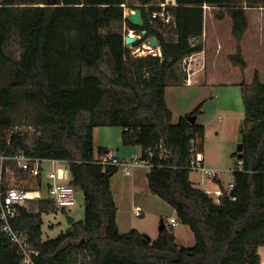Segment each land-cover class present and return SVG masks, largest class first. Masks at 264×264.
I'll use <instances>...</instances> for the list:
<instances>
[{"label": "trees", "instance_id": "1", "mask_svg": "<svg viewBox=\"0 0 264 264\" xmlns=\"http://www.w3.org/2000/svg\"><path fill=\"white\" fill-rule=\"evenodd\" d=\"M176 3L174 30L161 32L142 6L132 10L142 11L145 26L130 24L123 7L128 0H0V153L67 161L69 183L84 197V219L55 239H42L43 215L58 210L48 197L35 202L36 210L20 208L11 218L12 227L40 252L36 264H261L264 83L257 76L252 84L241 83L242 159L237 153L234 189L219 204L190 180V141L196 135L203 140L204 128L186 117L172 124L166 88L186 83V72L179 70L183 60L204 49L205 5L228 10L232 36L240 43L248 26L246 8L264 7V0ZM126 28L137 35L147 31L132 48L155 37L161 56H134L124 43ZM13 39L19 45L17 57L7 52ZM228 59L246 67L240 49ZM18 108L37 133L31 139L11 117ZM99 127H119L124 146L134 147L143 158L153 154L149 192L190 228L193 247H180L167 226L155 240L136 229L120 232L111 186L119 169L94 163V130ZM104 151L100 148L99 156ZM14 171L25 186L20 187L32 183V190H41V176ZM2 226L0 208V264H23Z\"/></svg>", "mask_w": 264, "mask_h": 264}, {"label": "rangeland", "instance_id": "2", "mask_svg": "<svg viewBox=\"0 0 264 264\" xmlns=\"http://www.w3.org/2000/svg\"><path fill=\"white\" fill-rule=\"evenodd\" d=\"M242 1L237 0L238 3ZM138 4L137 0H128L126 8L132 10L133 6ZM227 11L226 9L210 6L204 9V21L207 26V38L209 40L207 43L208 54L213 53V49L209 44L213 41L215 31L219 33V36H223L224 40L223 54L217 59L218 68H211L208 64L206 68H203L201 78L197 79L193 85H190V79L187 83L190 86L170 83L166 88L167 105L173 115L172 124H177L181 117L190 115L202 105L201 112L196 115V123L204 128L203 153L206 158V167L222 171L219 178L225 183L226 187L233 182V170L237 161L236 154L238 153L237 147L241 141L240 130L244 119L241 83L252 84L256 76L264 83V27L261 30L260 22L255 20L258 18L263 20L264 26V7L246 8L245 12L249 18V27L247 26L248 30L240 43H237L234 38L232 41L227 40L229 33L232 36V26L229 27L227 24L229 20L231 21ZM222 17L223 20L220 19ZM216 21L220 23L218 28ZM214 26L217 29L213 28ZM171 37H173V34H171ZM242 44L245 56L242 53L241 56L245 58L247 68L234 65L228 59L230 55L237 54L238 49L241 51ZM145 46H148L147 42L143 44L141 52L134 56L146 55L148 50ZM130 48L133 52L138 49ZM142 51H145V54ZM7 52L13 57L19 55V45L15 39L8 44ZM188 64L189 62L186 65L182 63L179 69L181 75L184 72L187 73ZM189 76L187 77L189 78ZM14 116L17 124L22 126V129H19L25 132L30 139L37 134L33 128L27 127L24 109L18 108L16 112L11 114L12 118ZM121 136L122 129L119 127L96 128L94 136L95 157L99 155L100 148L117 154V147L123 146ZM129 148L133 149L134 147L129 146ZM42 167L40 191L42 197H47L48 180L45 175L52 169V166L44 163ZM148 171L145 168H138L133 170L132 175L126 176L123 170L119 169L111 180V186L118 208L117 223L120 232L126 233L136 229L143 232L150 239L155 240L160 233L161 220L170 228L168 226L169 222L175 216H173L174 210L171 206L149 192ZM7 174L6 179L10 183L25 187L19 181L14 169L11 168ZM134 178H137L136 183L137 188H140V193L138 192L139 188H133L132 180ZM190 179L196 188L209 192L211 195L216 190V185L211 182L203 185L202 178L198 173L192 172ZM29 186L30 188L27 189L32 190V183ZM75 200L76 205L66 208V214L62 210H57L43 215V241L55 239L68 231L70 225L67 222V216L73 218L74 221L84 219V197L80 190H76ZM36 205L35 202H30L28 209L36 210ZM135 205L142 207L141 217H136L133 214L132 209ZM173 231L176 242L180 247H193L195 245L194 234L188 226L178 224L173 228Z\"/></svg>", "mask_w": 264, "mask_h": 264}, {"label": "built area", "instance_id": "3", "mask_svg": "<svg viewBox=\"0 0 264 264\" xmlns=\"http://www.w3.org/2000/svg\"><path fill=\"white\" fill-rule=\"evenodd\" d=\"M136 6H142L145 8L150 23L156 24L161 32H165L166 30L170 32L174 30L175 20L173 11L177 6L176 0H162L156 3L144 5L138 4ZM123 7L125 9L124 16L126 19V15L130 9H127L126 5H123ZM207 7L208 6L205 5L204 9ZM133 11L134 10H131V13ZM126 36H138L139 39L141 38V35H136L134 31L127 28L125 30V38ZM158 50V53L148 50L147 54L150 53L154 56H161V51L160 49ZM139 51L140 50L138 48L135 52H133V54L135 55L139 53ZM189 59L190 57L185 58L183 60V64L186 65L190 62ZM189 81L190 79L187 77L186 83H189ZM203 147L204 142L200 135H196L191 139L189 169L191 170V173L194 172L200 174L203 185H206L207 182L214 184L219 179V175L222 172L206 167L204 164ZM159 149H161L163 153L166 152V149L163 148L162 144L159 145ZM152 157L153 154L151 153L147 158H143L141 153L134 152L127 158L121 159L118 158L115 153L107 151L97 157L94 163L103 167L112 166L122 169L126 176H130L135 169L145 168L150 170L154 168L155 165L151 161ZM44 163H48L52 166V169L45 175L48 180L47 197L55 203L58 210H65L66 208L76 205V190L69 183L70 172L67 168V161L31 158L22 153L16 156H6L0 153V208L1 220L3 221L1 232L9 238L12 245L21 254L23 257V264H36V260L40 256V252L31 247L28 242V237L24 233L17 231L12 227L10 220L17 215L20 208L29 210L28 204L30 202H36L42 197L40 191L28 190L16 185L15 183H10V181L6 179L8 175L7 173L12 168V170L17 169L19 171L29 173L34 177H42V165ZM242 165L243 162L240 160L238 162V166L242 167ZM233 189L234 183L232 182L229 183L227 187L218 186L213 195L209 192L207 193L212 197L215 203L219 204L221 199L227 196ZM132 210L136 217L142 216V210L139 207H133ZM178 224L179 222L176 218H171L168 226L175 228Z\"/></svg>", "mask_w": 264, "mask_h": 264}, {"label": "crops", "instance_id": "4", "mask_svg": "<svg viewBox=\"0 0 264 264\" xmlns=\"http://www.w3.org/2000/svg\"><path fill=\"white\" fill-rule=\"evenodd\" d=\"M130 13H131V10L128 11L127 15L130 14ZM220 19L223 20V17L220 18ZM247 19H248V27H249V18L247 17ZM255 20L260 22V25H261L260 29L262 30L263 27H264L263 26V20H260L259 18L255 19ZM216 23H217V28H218L220 23H219V21L218 22L216 21ZM227 24H228L229 27L232 26L231 25L232 22L230 20L227 22ZM248 27H247V30H248ZM213 28H215V26ZM217 28H215V29H217ZM231 30H232V28H231ZM247 30H246V32H247ZM229 32H230V29H229ZM246 32H245V34H246ZM245 34H244V36H245ZM201 40H202V43H203V46H204L203 51L200 52V53H197V54H194V55L190 56V59H189L190 62L188 64V68H187V73L186 74L190 75L189 76V79H191V84L190 85H193L194 82L197 81V79L201 78L203 68H206V66L208 64L211 66V68H218L219 64L217 63V59L223 54V47H224L223 36H219V33H217V31L214 32V38H212L213 41H212L211 44H209V45H211V48L213 49V53L212 54H208V45H207V43H208L209 40L207 38V26L205 24V21H204V33H203V36H202ZM227 40L228 41H232L233 40V37L230 36V33H229V37L227 38ZM241 53H242L243 56H245L243 44H242ZM243 59L245 60V58H243ZM245 62H246V60H245ZM228 63H230V62H228ZM235 68H238V67H235ZM245 68H247V63H246V67ZM185 85L186 86H190L187 83H185ZM166 102H167V91H166ZM94 136H95V130H94ZM121 141H122V138H121ZM107 151H110V150L106 149V151H104V152H107ZM134 152H138V151L135 148L131 149V148H129V146H124V145L122 146L121 145V147L120 146L117 147V154L115 153V155L118 158L124 159V158H127L128 156H130ZM97 157H99V155ZM204 164L206 165L205 156H204ZM136 182H137V178H134L132 180V184H133V188L134 189L137 188V183ZM214 184L216 185V188L218 186L226 187L225 183L221 180V178H219ZM37 191H40V190L38 189ZM138 192L140 193V188L138 189ZM41 197H42V193H41ZM133 207H139L140 209H142V207L139 206V205H135ZM173 216L176 217L175 211H173ZM175 217H172V218H175ZM141 233H143V232H141ZM258 252H259V254L261 256V264H264V247H260Z\"/></svg>", "mask_w": 264, "mask_h": 264}, {"label": "water", "instance_id": "5", "mask_svg": "<svg viewBox=\"0 0 264 264\" xmlns=\"http://www.w3.org/2000/svg\"><path fill=\"white\" fill-rule=\"evenodd\" d=\"M126 20L135 27L143 28L145 26L143 14H142V11L140 9H136L132 13L126 15ZM146 34H147V31L143 30L141 32V37L145 36ZM138 39H139L138 36H133V37L126 36L124 43L126 46H132L134 43H136L138 41ZM147 42H148V47H147L148 49H146V50H152V51H155L156 53L159 52L158 49H160V44L155 37H149ZM142 48H143V45H141L139 47V50H142ZM186 120L189 121L191 124H194V123H196V116L188 115V116H186ZM242 150H243V145L240 143L237 147L239 159H242ZM66 218H67V222L70 226L75 222L74 219L71 218L70 216H67ZM165 229H166V225L163 222V220H161L159 232H162Z\"/></svg>", "mask_w": 264, "mask_h": 264}, {"label": "bare ground", "instance_id": "6", "mask_svg": "<svg viewBox=\"0 0 264 264\" xmlns=\"http://www.w3.org/2000/svg\"><path fill=\"white\" fill-rule=\"evenodd\" d=\"M145 47H146V49H148L147 46H145ZM140 52H141V50H140ZM142 52L144 53L145 51H142ZM144 54H145V53H144Z\"/></svg>", "mask_w": 264, "mask_h": 264}]
</instances>
